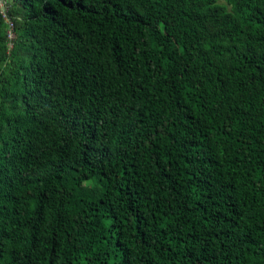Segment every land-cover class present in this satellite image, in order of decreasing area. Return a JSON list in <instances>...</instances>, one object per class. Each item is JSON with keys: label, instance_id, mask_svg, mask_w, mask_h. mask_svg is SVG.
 Listing matches in <instances>:
<instances>
[{"label": "trees", "instance_id": "16d2710c", "mask_svg": "<svg viewBox=\"0 0 264 264\" xmlns=\"http://www.w3.org/2000/svg\"><path fill=\"white\" fill-rule=\"evenodd\" d=\"M5 2L0 264H264V0Z\"/></svg>", "mask_w": 264, "mask_h": 264}, {"label": "built area", "instance_id": "2783aa9c", "mask_svg": "<svg viewBox=\"0 0 264 264\" xmlns=\"http://www.w3.org/2000/svg\"><path fill=\"white\" fill-rule=\"evenodd\" d=\"M6 7H7V5H6L5 0H0V14L5 20H6V16H5ZM8 26L10 27V24H8ZM7 34H8V38L12 37L10 30L8 31Z\"/></svg>", "mask_w": 264, "mask_h": 264}, {"label": "rangeland", "instance_id": "374dc122", "mask_svg": "<svg viewBox=\"0 0 264 264\" xmlns=\"http://www.w3.org/2000/svg\"><path fill=\"white\" fill-rule=\"evenodd\" d=\"M15 36H16V34H15ZM6 46L10 48L12 45L10 43L6 42Z\"/></svg>", "mask_w": 264, "mask_h": 264}]
</instances>
